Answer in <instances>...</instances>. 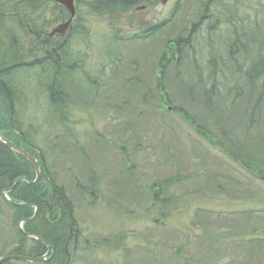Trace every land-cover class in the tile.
<instances>
[{
  "label": "rangeland",
  "instance_id": "rangeland-1",
  "mask_svg": "<svg viewBox=\"0 0 264 264\" xmlns=\"http://www.w3.org/2000/svg\"><path fill=\"white\" fill-rule=\"evenodd\" d=\"M6 1L4 55L28 58L46 38L64 48L62 60L47 65L50 76L47 67L17 70L18 129L10 136L27 141V153L42 162L39 177L52 175L70 211L50 259L4 264H264V167L256 173L242 163L264 154V102L257 120L239 130L249 89L224 91L229 81L221 80L214 96L203 94L211 87L207 44L223 31L192 32L190 0L131 7L76 0L64 34H51L68 21L58 19L53 0H28L33 12L17 6L25 0ZM241 8L264 19V0H245ZM162 21L153 35L136 36ZM178 36L183 62L157 71ZM3 104L0 123L8 116ZM17 222L0 193V258L20 242L22 255L30 253L33 243L19 238Z\"/></svg>",
  "mask_w": 264,
  "mask_h": 264
},
{
  "label": "trees",
  "instance_id": "trees-1",
  "mask_svg": "<svg viewBox=\"0 0 264 264\" xmlns=\"http://www.w3.org/2000/svg\"><path fill=\"white\" fill-rule=\"evenodd\" d=\"M140 1L147 2L146 0H115L113 4L131 7L136 2ZM244 1L245 0H190L194 15L192 20L187 18V21L191 23L189 29L192 32L201 30L203 27L205 28L204 30L206 32L209 31V33L216 32L217 30L223 31L221 37L215 39L210 37L207 44L208 60L210 63L209 68L212 69L208 76L211 87L208 92L204 91L203 94H206L207 97H209V95L214 96L216 94L215 90L219 89V86L224 87L221 80L229 81L228 86L222 88L224 91L235 89L237 93H240L244 92L245 88H248L250 94L248 109L243 116V122L239 130L248 128L257 120L264 102V19L260 20L256 15H254L253 19L248 13L243 14L241 6ZM9 5L10 3L6 0H0V12L2 13V11H5L6 6ZM17 6H21L23 10H29L26 12H33L32 1H21L17 3ZM57 7L59 14L58 19H66L68 13L61 6L57 5ZM19 10L22 9L20 8ZM110 11H108L107 14H110ZM164 23L165 21H162L153 29H142L139 36L146 37L148 35H153ZM10 37L12 38L11 42L17 45L18 40H15V37L12 35H10ZM51 40L52 39L48 38L42 40L41 44L43 45V50L35 53L33 52L34 54L31 52L26 53L28 58L24 56L15 57V55L12 54V57L9 59L8 56L4 55V53L7 54L4 46L2 43L0 44V108L5 105L3 103H6L8 109L7 119L0 123V135L9 142L23 147L26 151L31 150L29 146H26L27 141L20 139L19 136L16 135L18 133H15L17 138L10 136V134L14 133L13 131L15 129H18L16 126L17 124L15 125V123H17L15 120L17 113L14 107L18 103L19 91L14 77L17 70L33 67H38L42 70H45L47 67L45 73L46 76H48L49 72L53 70L48 68V66L55 67V65L62 60L61 55L64 52L63 49L59 48V45L53 47V45L50 44ZM188 40L186 39L185 43L190 45ZM183 42L180 36L175 38L174 49L161 55L162 57L158 63V71L163 73L164 70H166L168 62L172 63L175 67L181 65L183 62L181 54L182 48L184 47H182ZM45 47L49 48L44 49ZM12 50L16 51L17 49H11L10 51L12 52ZM241 57L247 59L242 61ZM225 72L226 74H223ZM161 73H159L160 77ZM223 75L225 78H222ZM216 76H220L219 82H217ZM255 79H257V82H255ZM159 81L158 83L160 84ZM199 82L198 80L197 83ZM183 84L184 78L179 77V85L183 86ZM215 86L217 89H214ZM53 87L54 85L50 84L49 88L51 89ZM56 95L58 97V93H56ZM219 99V101L225 100L224 96H221ZM261 146L264 149V143H261ZM39 163L42 165L41 161H39ZM242 163L245 167L250 170L253 169L256 173L262 172L261 168L264 167V154L258 157L254 156L247 161V163ZM19 176H23L30 181L33 180L35 177L33 167L26 160L14 154L5 146L0 145V191L10 187ZM167 187L168 185H165L166 189ZM8 196L11 201L27 203L37 206L38 208L35 218L23 224L25 232L40 236L42 239L53 244L54 248L61 245L58 243L64 240L62 231L66 228V207H69V203L60 187L55 185L52 175L50 177L48 172L45 171V174L41 175L39 181L34 184L20 181L13 190L8 192ZM47 196L48 198L51 197L49 203L52 207L50 210H47V205L45 203V197ZM10 207L14 210L18 220L30 217L33 212V207L31 206L10 205ZM59 207L60 210H58ZM57 213L58 216L53 217ZM40 225H43L47 230L55 233L51 235L41 233L39 231L40 229H38ZM18 234L21 240H31L35 245V249H30V253L27 254V256L40 255L38 250L39 248H44L43 244L34 239L27 238L19 231ZM24 246V242H20L19 246L13 250V253L18 255L24 254V252H22Z\"/></svg>",
  "mask_w": 264,
  "mask_h": 264
},
{
  "label": "water",
  "instance_id": "water-1",
  "mask_svg": "<svg viewBox=\"0 0 264 264\" xmlns=\"http://www.w3.org/2000/svg\"><path fill=\"white\" fill-rule=\"evenodd\" d=\"M54 2L62 5L63 7H65V9L69 12L70 14V18L68 19V21H66L65 23H62L58 26H56L54 29H52L51 31V34H54V33H60L61 35L64 34L65 32V29L68 27L70 21H71V18L73 17L75 11H74V1L75 0H53ZM0 144L4 145L5 147H7L8 149H10L11 151L15 152L16 154H18L19 156H21L22 158H24L26 161H28L32 167L34 168L35 170V179L33 181H28L27 179H25L24 177H17L13 184L1 191V195L3 196V198L9 202V203H12L9 198L7 197L6 193L9 192L10 190H12L16 185L17 183L20 181V180H24L28 183H34L38 180L39 178V174H40V170H39V163L38 161L35 159L34 156H32L31 154L25 152L23 149L21 148H18L16 147L15 145L13 144H10L8 143L7 141H5L2 137H0ZM12 204H15V205H20V203H12ZM22 205H25V206H28V204H22ZM32 217L30 218H26V219H20L17 223V227L18 229L23 232V228H22V223L25 222V221H29L31 220ZM72 224V223H71ZM26 236L28 237H33L39 241H41L42 243H46L42 238H40L39 236L35 235V234H30V233H25ZM47 244V243H46ZM44 257L43 256H40V257H28V256H24V255H7V256H4V257H1L0 258V264L4 263V262H7V261H10V260H20V261H26V262H39V261H44Z\"/></svg>",
  "mask_w": 264,
  "mask_h": 264
},
{
  "label": "flooded vegetation",
  "instance_id": "flooded-vegetation-1",
  "mask_svg": "<svg viewBox=\"0 0 264 264\" xmlns=\"http://www.w3.org/2000/svg\"><path fill=\"white\" fill-rule=\"evenodd\" d=\"M113 14H114V13L112 12V13H110V14H108V15L113 16ZM172 16H173V15H172ZM154 27H155V26H154ZM154 27L147 28V29H153ZM145 28H146V27H145ZM141 30H142V29H139V30H137V32L140 34ZM144 30H145V29H144ZM63 43H64V42H63ZM59 48H61V49L64 50L63 45H61V44H59ZM68 241H69V240H68ZM68 241H67L66 243H68ZM48 245H49V249H50V250H48V247L44 245V248H39L38 252H39L41 255L46 256L47 258H51V256L54 255V248H53V245H51L50 243H48ZM65 246H66V244H65ZM32 248L35 249V246H33ZM63 253L66 254V256H67L66 261H67V260L69 259V255H68V253L66 252L65 249H64V252H63Z\"/></svg>",
  "mask_w": 264,
  "mask_h": 264
}]
</instances>
